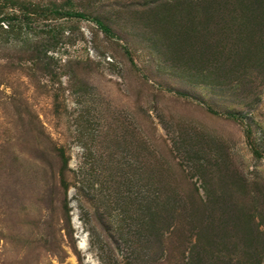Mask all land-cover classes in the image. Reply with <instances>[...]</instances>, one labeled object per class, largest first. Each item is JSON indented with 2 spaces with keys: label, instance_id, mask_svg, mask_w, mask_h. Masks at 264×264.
Masks as SVG:
<instances>
[{
  "label": "rangeland",
  "instance_id": "obj_1",
  "mask_svg": "<svg viewBox=\"0 0 264 264\" xmlns=\"http://www.w3.org/2000/svg\"><path fill=\"white\" fill-rule=\"evenodd\" d=\"M74 3L114 34L0 27V264H173L167 220L166 251L136 253L159 195L217 226L207 255L264 264V0Z\"/></svg>",
  "mask_w": 264,
  "mask_h": 264
},
{
  "label": "trees",
  "instance_id": "obj_2",
  "mask_svg": "<svg viewBox=\"0 0 264 264\" xmlns=\"http://www.w3.org/2000/svg\"><path fill=\"white\" fill-rule=\"evenodd\" d=\"M18 4L19 3L16 0H0V27L8 33H18L21 27L24 26L25 21L30 23L37 22L40 19L50 22L52 20L64 18H87L95 21L96 24L107 34H114L112 29L101 19L94 17L83 10L77 9L74 0H66L63 3L52 1L46 5L30 3L29 5L23 4L20 6ZM2 22L6 28L1 24ZM51 50L52 46L46 44L44 50L46 58L43 60V69L46 73L49 72L50 60L53 58V56L48 54ZM25 51L27 53L30 52V59L33 60L35 58L34 48L31 49V47H27ZM182 93L185 94L184 92ZM231 116L236 117L237 115L231 114ZM188 153L189 152L186 151L185 156H188ZM189 157H191V155H189ZM66 166L67 160L65 159L61 169V184L64 189L68 188ZM166 203L171 205V210L183 211L180 207L183 206L182 200H166L165 198H161V195L158 196L156 209L153 212L148 211L146 208L141 209L140 221L133 229V233L137 236V255H147L148 251L151 249L157 253H164L166 251L165 240L168 239V237L170 238L171 235L170 232L167 237V231L164 229V222L167 220L169 226L172 227V233H175V238L178 236V239L176 238V240H173L172 245L168 249V255H172L170 256V259H172L173 264H245V262L234 258L233 255H207L209 252V241L212 242V247H216L217 245L215 244L217 238L213 234L216 232L217 226L214 224L207 225L204 222L198 223L195 218L192 217L194 213L189 210L186 225L181 227L173 213L171 217L165 218L166 214L164 213V206ZM207 232H209V234ZM193 237L196 239L190 244L192 242L191 238ZM187 252L191 255H186ZM234 259L237 261H234ZM260 260L261 258L257 259L255 264Z\"/></svg>",
  "mask_w": 264,
  "mask_h": 264
}]
</instances>
